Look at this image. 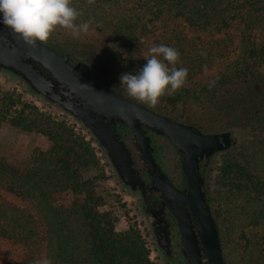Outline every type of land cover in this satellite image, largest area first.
Masks as SVG:
<instances>
[{
	"label": "trees",
	"instance_id": "16d2710c",
	"mask_svg": "<svg viewBox=\"0 0 264 264\" xmlns=\"http://www.w3.org/2000/svg\"><path fill=\"white\" fill-rule=\"evenodd\" d=\"M71 4L81 13L76 22H87L89 31L79 33L82 44L69 51L89 61L113 90L203 132L247 126L241 136L254 129L264 133V0H71ZM189 29L221 35L206 39ZM69 33L58 27L48 40L60 44L71 39ZM150 36L154 46L176 48L180 53L176 66L188 70L184 86L163 96L155 107L129 96L119 79L143 66L140 53ZM221 64L225 66L213 80L197 81ZM15 93L0 90V128L39 134L50 145L25 152L12 146L0 156V184L36 203L34 214L0 195V238L24 251L12 264H154L141 232L133 227L117 231L113 213L101 208L108 193L94 140ZM235 149L223 160L220 172L243 235L237 242L238 264H264V148L231 154ZM65 192L75 196L74 202L57 206L55 196ZM224 227L225 223L218 225L223 241L224 234L232 236Z\"/></svg>",
	"mask_w": 264,
	"mask_h": 264
},
{
	"label": "water",
	"instance_id": "95a60500",
	"mask_svg": "<svg viewBox=\"0 0 264 264\" xmlns=\"http://www.w3.org/2000/svg\"><path fill=\"white\" fill-rule=\"evenodd\" d=\"M0 70L82 125L94 145L105 153L117 180L134 189L138 183L136 170L120 128L131 130L143 160L149 164L151 178L167 198L175 201L183 234L182 253L188 264H225L218 227L207 203L205 174L214 156L239 144L231 131L205 133L127 99L94 78L69 54L46 42L32 47L2 24ZM147 132L166 139L176 148L187 194L175 190L150 161L144 137ZM202 256L206 257L205 262Z\"/></svg>",
	"mask_w": 264,
	"mask_h": 264
},
{
	"label": "rangeland",
	"instance_id": "374dc122",
	"mask_svg": "<svg viewBox=\"0 0 264 264\" xmlns=\"http://www.w3.org/2000/svg\"><path fill=\"white\" fill-rule=\"evenodd\" d=\"M189 31L193 35L206 39L219 37L221 35V33L215 32L213 30L198 32L189 29ZM67 37H70L71 39L68 41L67 38L63 39L60 44L55 43L51 40H47L46 43L56 48L58 51L69 54L75 60L80 61L86 71L88 69L94 78H96L101 83H104L102 77L98 75V71L94 70L89 61L84 60L80 57H75L69 51V48L77 47L78 44H82L78 36L74 35L71 32L67 35ZM152 46H154L153 37L150 36L140 53V59L144 63H146V60L144 58L149 55L148 49ZM224 66V64L218 65L210 72L199 77L197 81H200L201 83H207L213 80L221 72V70H223ZM0 90L1 93H5L8 91L16 92L15 94L20 95L22 100L32 102L41 111L51 114L58 120H65L66 122H68V124L74 126L78 132H82V134L85 135L87 139H91L89 133L85 131L83 126L73 118L66 115L62 110L59 109L57 105H51L42 98L32 94L21 81L7 73L2 72L1 70ZM246 128L247 126H244L243 129L240 130H231L232 134L235 135L239 140V144L237 145V147H235L236 149L231 154H252L253 151L259 148H264V133H262L259 129H254V131H251V133L247 134L246 136H241L239 132H241V130H245ZM222 131L224 130L204 132L217 133ZM158 144L162 146V152L165 154V157L168 158L169 168L172 171L173 177L175 179H178L179 175H181V161L179 153L171 144H168V142L164 140H158ZM49 145L50 143L48 139L39 134L25 133L17 129H12L8 126L0 128V156H6L8 152H10L9 148L12 146L16 147V149L21 150L22 152H25L26 149L31 148L47 149ZM94 147L100 160V167L105 173L106 177L102 185L108 193V198L105 201L104 206L101 207L102 210L111 211L113 213L117 231H125L131 227L139 230L147 244V247L150 250V258L154 262V264H166L164 261H162L159 253L153 246L152 238L149 235V228L146 224L145 219L140 215L138 211L136 201L137 199L133 197L129 191L125 190L121 183L117 180V177L113 172L105 153L96 145H94ZM227 154H229V151L214 156L209 167L206 170L205 179L207 202L209 204L217 227L219 224L225 223L224 229L227 230L228 233L232 234L231 238H229L228 235H226L225 237L224 234V241L220 236L225 264H238V260H240V257L237 253V250L241 247H239L240 244H238L237 242L240 241L243 235H241V232L238 229L241 228L237 226L239 223L235 222L237 220L232 216L234 202L221 181L220 172L223 166V160L225 159ZM0 195L11 203L20 206L21 208H25L28 210L30 209L34 214H36V203L33 200L22 196L18 192L0 184ZM74 200L75 196L71 192H65L55 196V204L60 207H70ZM243 222L246 223V221L244 220ZM234 224L236 225V227ZM42 229L46 233V227L44 225ZM259 236L260 237L258 240L261 239L262 234L259 233ZM23 254L24 251L21 245L0 238V264H12L13 261L22 259Z\"/></svg>",
	"mask_w": 264,
	"mask_h": 264
},
{
	"label": "clouds",
	"instance_id": "9594fccd",
	"mask_svg": "<svg viewBox=\"0 0 264 264\" xmlns=\"http://www.w3.org/2000/svg\"><path fill=\"white\" fill-rule=\"evenodd\" d=\"M93 2L89 0V3ZM80 15L71 0H0V24L32 47L46 42L58 27L70 30L74 35L87 33L89 24L76 22ZM148 53L144 58L146 63L135 74L123 73L119 79L129 96L155 107L163 96L172 95L184 86L188 70L176 66L180 62V53L174 47L159 44L150 47ZM43 264H49V261H43Z\"/></svg>",
	"mask_w": 264,
	"mask_h": 264
},
{
	"label": "flooded vegetation",
	"instance_id": "af4514ba",
	"mask_svg": "<svg viewBox=\"0 0 264 264\" xmlns=\"http://www.w3.org/2000/svg\"><path fill=\"white\" fill-rule=\"evenodd\" d=\"M120 133L125 139L126 147L130 152L133 169L136 170L135 175L138 181L134 189L124 186L120 182L121 185L137 199L138 211L146 221L153 246L162 261L166 264H188V259L182 253L183 234L176 217L175 201L167 198V195H164L158 189V185L151 178L148 173L149 164L143 160L141 151L137 148L136 141L133 139V132L121 127ZM144 137L146 138L145 145L150 155V161L156 165L159 173L172 183L175 190L187 194L182 167L181 175H179L178 179H175L169 168L168 158L162 152V146L158 144V140H164L172 146L173 144L151 132H147ZM203 164L204 161L201 162V166ZM191 217L193 216L191 215ZM205 261L206 257L202 256V262Z\"/></svg>",
	"mask_w": 264,
	"mask_h": 264
}]
</instances>
